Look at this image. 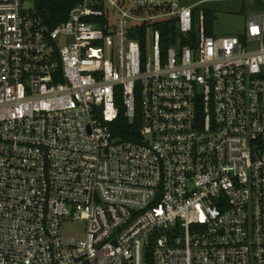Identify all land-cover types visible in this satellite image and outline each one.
Masks as SVG:
<instances>
[{
  "label": "built area",
  "instance_id": "2783aa9c",
  "mask_svg": "<svg viewBox=\"0 0 264 264\" xmlns=\"http://www.w3.org/2000/svg\"><path fill=\"white\" fill-rule=\"evenodd\" d=\"M34 1L0 0V264H264V0L227 36L185 0Z\"/></svg>",
  "mask_w": 264,
  "mask_h": 264
},
{
  "label": "trees",
  "instance_id": "16d2710c",
  "mask_svg": "<svg viewBox=\"0 0 264 264\" xmlns=\"http://www.w3.org/2000/svg\"><path fill=\"white\" fill-rule=\"evenodd\" d=\"M79 2V0H35V15L42 19L50 27H54L58 23L65 21L68 18L70 10ZM263 7L262 0H255L254 9L258 10ZM203 10L205 14L206 30L208 33L212 32V24L214 22L215 10L209 7L198 6L195 9L196 16L199 12ZM247 11V5L244 4V8L241 12ZM162 30H172L176 29V26L170 24V22H158L155 25ZM141 127V116L140 111H138L136 117L131 120L129 119L124 111L120 112V116L114 122H112V130L114 136L120 140H139V133Z\"/></svg>",
  "mask_w": 264,
  "mask_h": 264
},
{
  "label": "rangeland",
  "instance_id": "374dc122",
  "mask_svg": "<svg viewBox=\"0 0 264 264\" xmlns=\"http://www.w3.org/2000/svg\"><path fill=\"white\" fill-rule=\"evenodd\" d=\"M186 3H198L200 7H209L215 10L212 32L216 36H227L240 34L244 30L246 21L256 11L254 9L255 0H185ZM247 5V11L241 12ZM31 7V3H27ZM114 20L118 14H114ZM83 223L77 220L63 221L62 230L67 235H80L83 231Z\"/></svg>",
  "mask_w": 264,
  "mask_h": 264
}]
</instances>
